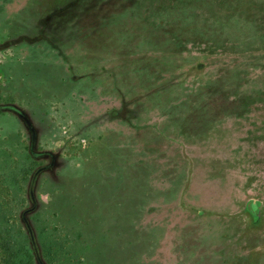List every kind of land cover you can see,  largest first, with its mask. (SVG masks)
<instances>
[{
  "label": "rangeland",
  "instance_id": "obj_1",
  "mask_svg": "<svg viewBox=\"0 0 264 264\" xmlns=\"http://www.w3.org/2000/svg\"><path fill=\"white\" fill-rule=\"evenodd\" d=\"M10 170L34 264H264V0H0Z\"/></svg>",
  "mask_w": 264,
  "mask_h": 264
},
{
  "label": "trees",
  "instance_id": "obj_2",
  "mask_svg": "<svg viewBox=\"0 0 264 264\" xmlns=\"http://www.w3.org/2000/svg\"><path fill=\"white\" fill-rule=\"evenodd\" d=\"M12 170L3 176V184L6 182L14 187V190L2 194L0 191V264H34L31 260L30 250L24 244L22 228L17 220H10L14 212V202L18 200L15 181L21 178ZM17 204L15 205V208ZM99 207L94 212L99 211Z\"/></svg>",
  "mask_w": 264,
  "mask_h": 264
}]
</instances>
